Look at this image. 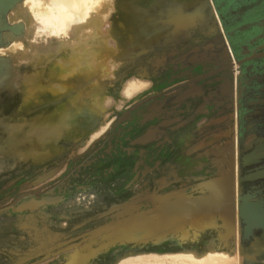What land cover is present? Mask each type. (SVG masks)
Listing matches in <instances>:
<instances>
[{"label": "rangeland", "instance_id": "374dc122", "mask_svg": "<svg viewBox=\"0 0 264 264\" xmlns=\"http://www.w3.org/2000/svg\"><path fill=\"white\" fill-rule=\"evenodd\" d=\"M25 1L0 0V264H264V0H107L100 83L54 71Z\"/></svg>", "mask_w": 264, "mask_h": 264}, {"label": "bare ground", "instance_id": "6f19581e", "mask_svg": "<svg viewBox=\"0 0 264 264\" xmlns=\"http://www.w3.org/2000/svg\"><path fill=\"white\" fill-rule=\"evenodd\" d=\"M26 1H27L26 9L31 11V14L35 19L45 22L47 27L49 28L50 31H52L53 34L54 33L58 35L60 34L63 39L64 38L67 39L68 45L65 51L62 53L61 57L58 58V60H56L54 65V71H56V73L60 75H65L67 73H70L72 70L80 69L87 73V75L91 79V82L100 83L99 81L102 79L100 80L98 79L99 77H98L97 69L100 68V65H109V66L113 65V63H111L108 60L115 55L114 54L115 50L112 45L113 41L110 39L109 33L105 25V16L107 10L109 11V8L111 7L107 5L108 1L107 0H26ZM109 4L111 5L110 2ZM107 14H109V12ZM132 85H133L132 88L138 86L137 84H132ZM27 94L25 99L29 98L30 94L29 93ZM81 103L82 104L86 103L84 97ZM67 111L68 109L65 110V108L62 106L56 107L51 113V117L49 118L62 119L64 117H69V111L68 113ZM77 124L78 122H76V120H72L70 123V129L76 128ZM53 129L60 130L59 127H54ZM22 135L23 134L21 133V131H19V133H16L15 140L13 141L11 140L9 144L13 149H17V152L19 151V149H21V154L23 157L27 155H32L36 157L38 150L41 149L40 144L36 143V145H33L30 141H26L25 137H23ZM256 248L258 249V247ZM161 256L159 258L161 260L164 259L163 261L165 262V264L166 263L168 264L170 263L171 264H235L236 263L235 262L236 259L234 261V259H232L233 257L231 258L228 254L223 252L222 253L210 252V253H206L203 256L193 255L191 253L184 255L176 254V256L174 255L171 257L167 255V257L162 256L163 259L161 258ZM156 257L157 256H155L154 258ZM151 258L152 257L148 258V260L147 258L145 260H141L140 258H134L130 261L126 260L127 261L126 263L122 262L121 264H136V263L163 264V261L160 263L158 262L160 259L158 258L151 259Z\"/></svg>", "mask_w": 264, "mask_h": 264}, {"label": "flooded vegetation", "instance_id": "af4514ba", "mask_svg": "<svg viewBox=\"0 0 264 264\" xmlns=\"http://www.w3.org/2000/svg\"><path fill=\"white\" fill-rule=\"evenodd\" d=\"M256 57H264V51L257 53L256 55L252 56L251 58H256Z\"/></svg>", "mask_w": 264, "mask_h": 264}, {"label": "water", "instance_id": "95a60500", "mask_svg": "<svg viewBox=\"0 0 264 264\" xmlns=\"http://www.w3.org/2000/svg\"><path fill=\"white\" fill-rule=\"evenodd\" d=\"M12 206H13V204H10L9 206H5V207H3V208H0V211L5 210V209H7V208H9V207H12Z\"/></svg>", "mask_w": 264, "mask_h": 264}]
</instances>
